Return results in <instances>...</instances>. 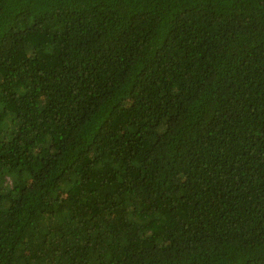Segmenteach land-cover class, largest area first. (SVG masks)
I'll use <instances>...</instances> for the list:
<instances>
[{
	"label": "trees",
	"instance_id": "obj_1",
	"mask_svg": "<svg viewBox=\"0 0 264 264\" xmlns=\"http://www.w3.org/2000/svg\"><path fill=\"white\" fill-rule=\"evenodd\" d=\"M0 264H264V0H0Z\"/></svg>",
	"mask_w": 264,
	"mask_h": 264
}]
</instances>
